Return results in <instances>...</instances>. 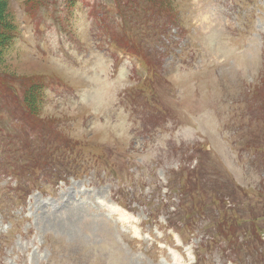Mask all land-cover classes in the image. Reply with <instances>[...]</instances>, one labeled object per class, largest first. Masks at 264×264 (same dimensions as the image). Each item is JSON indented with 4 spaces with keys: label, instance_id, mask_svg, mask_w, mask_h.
<instances>
[{
    "label": "rangeland",
    "instance_id": "374dc122",
    "mask_svg": "<svg viewBox=\"0 0 264 264\" xmlns=\"http://www.w3.org/2000/svg\"><path fill=\"white\" fill-rule=\"evenodd\" d=\"M1 1L16 34L0 62V264H264V100L248 101L264 0H171L182 31L160 40L130 0L122 15L115 0ZM99 21L161 75L141 84ZM24 77L46 86L37 114L19 108Z\"/></svg>",
    "mask_w": 264,
    "mask_h": 264
},
{
    "label": "trees",
    "instance_id": "16d2710c",
    "mask_svg": "<svg viewBox=\"0 0 264 264\" xmlns=\"http://www.w3.org/2000/svg\"><path fill=\"white\" fill-rule=\"evenodd\" d=\"M35 1V0H30ZM146 7V11L149 14H154L157 10L163 8L166 5L165 0H137ZM15 24L6 16L5 4L0 0V52L1 48L5 47L10 39L15 34ZM28 95L33 97L34 91H29ZM224 219L219 220L222 222Z\"/></svg>",
    "mask_w": 264,
    "mask_h": 264
}]
</instances>
